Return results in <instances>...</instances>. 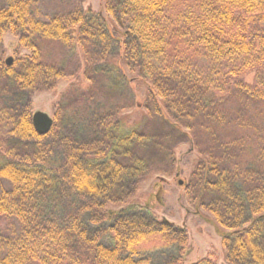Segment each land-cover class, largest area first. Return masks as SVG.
<instances>
[{
    "label": "rangeland",
    "instance_id": "374dc122",
    "mask_svg": "<svg viewBox=\"0 0 264 264\" xmlns=\"http://www.w3.org/2000/svg\"><path fill=\"white\" fill-rule=\"evenodd\" d=\"M8 1L0 0V10ZM102 3L105 5V0H35L32 11L36 21L47 23L55 15L63 17L76 9L99 14ZM120 3L121 0H108L116 10ZM106 10L103 7L101 13L112 20ZM112 29L111 34L104 31L110 37L108 42L100 36L92 41L73 37L66 46L43 37L32 38L31 46L38 47L42 54L40 64L62 72L64 78L57 85L53 79L52 83L23 88L12 78L0 75V100L18 115L28 110L32 114L45 112L52 118L59 114L54 132L41 145L33 139L0 135V167L20 165L22 159L31 158L34 166L50 177V184L35 196V218L40 224L69 228L78 219L90 239L109 246L107 231L115 220L158 223L165 218L180 229L172 233L177 243L141 255L138 260L143 264H190L212 250L218 254L219 264H227L220 257L224 248L212 211L216 205L222 211L234 208L236 201V207L244 213L240 224L254 218L252 204L259 200L258 180H263L264 185V154L257 152L264 145V103L241 91L233 92L223 102H212L209 93L189 81L163 79L159 83L161 93L167 97L166 116L156 101H161V94L157 98L149 94L150 80L140 79V60L129 65L125 58L121 59L125 48L122 29L118 25ZM126 42L128 48L133 45L129 37ZM16 43L17 39L6 33L0 45L1 54L5 59L12 58V63L17 55ZM20 52L29 53L25 49ZM73 81L89 87L83 91L73 86L67 95L65 91ZM197 94L199 104L193 102ZM158 124L161 126L157 133ZM117 134L127 140L121 148L111 141ZM133 134L138 136L131 139ZM245 141L248 143L242 146L233 144ZM98 146H103L102 150ZM42 150L46 154L39 160L36 153ZM88 150L92 153L87 155ZM75 152L83 161L105 156L126 169L140 161L147 165L142 173L121 179L106 199L96 200L71 189L67 179L69 158ZM110 170L116 171L113 167ZM223 176L228 181L218 191L212 183ZM208 181L211 190L205 192ZM9 189L10 182L0 177V192ZM156 191L160 194L158 201L152 200ZM132 201H136L134 207L130 206ZM109 209L117 213L111 220L104 216ZM181 228L188 230L187 242L182 241ZM70 244L72 253L84 260L92 259L90 248L78 234H70Z\"/></svg>",
    "mask_w": 264,
    "mask_h": 264
},
{
    "label": "trees",
    "instance_id": "16d2710c",
    "mask_svg": "<svg viewBox=\"0 0 264 264\" xmlns=\"http://www.w3.org/2000/svg\"><path fill=\"white\" fill-rule=\"evenodd\" d=\"M105 2L101 10L107 8L112 20L104 17L102 11L95 15L76 9L63 17L55 15L43 23L35 20L32 11L35 0H9L0 10V45L3 36L11 33L17 39L14 44L17 55L14 63L8 64L9 58L5 59V54L0 52V75L12 78L23 88L47 84L53 79L57 85V81L64 78L63 74L55 67L40 64L42 54L38 47L31 46L34 36L66 46L73 37L92 41L100 36L108 42L110 37L104 31L114 33L112 28L118 25L122 29L125 47L121 59L125 58L129 65L140 60V79L150 80L151 83L147 84L149 94L156 98L161 94V101H156L166 116L167 97L161 93L163 88L159 83L163 79L189 81L209 93L212 102H223L233 92L241 91L264 103V0H121L117 10L108 5V0ZM128 37L133 41L129 48ZM20 49L29 53L22 55ZM73 86L86 91L89 84L73 81L65 91L67 95ZM195 96L193 102L199 104L200 96ZM32 115L29 110L18 115L0 100V135L33 139L41 145L52 135L54 128L45 136L38 135ZM57 116L59 114L54 115V124ZM160 126L158 124L157 133ZM137 136L133 134L131 139ZM111 141L116 148H121L127 140L117 134ZM246 143L233 144L242 146ZM2 147L0 142V150ZM257 152L264 154V145H260ZM3 153L9 155V152ZM90 153L88 150L87 155ZM45 154L42 150L36 153V157L41 160ZM78 154L75 152L69 158L68 182L78 194L96 200L106 199L110 189L121 179L142 173L147 165L140 161L126 169L118 162L108 161L105 156L83 161ZM34 163L33 159L24 158L20 165L0 167V177L11 184V189L0 192V264H143L138 260L141 255L177 243L172 233L180 229L165 218L158 223L117 219L107 231L109 246L90 239L78 219L69 228L40 224L35 218V196L50 184L51 179ZM111 167L116 171H111ZM247 178L254 180L251 175ZM227 181L223 176L212 186L220 191L226 187ZM258 181L261 183L259 200L252 204L254 218L250 222L240 224L244 213L236 207V201V211L233 207L222 211L219 205L212 211L224 248H221L220 257L227 264H264V185L263 180ZM210 185L208 181L205 192L211 190ZM227 195L234 199L231 193ZM159 197V191H156L152 200L158 201ZM135 203L132 201L130 206L134 207ZM105 215L111 220L117 213L109 209ZM231 223L237 225L231 227L228 225ZM181 230L182 241L187 242L188 230ZM70 234H78L81 242L90 248L92 259L84 260L72 253ZM186 244L184 256L187 255ZM218 261V254L212 250L190 264H219Z\"/></svg>",
    "mask_w": 264,
    "mask_h": 264
},
{
    "label": "water",
    "instance_id": "95a60500",
    "mask_svg": "<svg viewBox=\"0 0 264 264\" xmlns=\"http://www.w3.org/2000/svg\"><path fill=\"white\" fill-rule=\"evenodd\" d=\"M12 63V58L8 59V64ZM32 123L35 131L40 136L49 134L54 125V119L47 113L37 111L32 115Z\"/></svg>",
    "mask_w": 264,
    "mask_h": 264
}]
</instances>
